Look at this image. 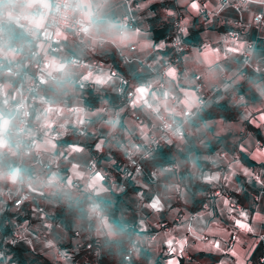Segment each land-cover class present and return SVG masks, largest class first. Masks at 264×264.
I'll return each instance as SVG.
<instances>
[{
  "label": "crops",
  "instance_id": "crops-1",
  "mask_svg": "<svg viewBox=\"0 0 264 264\" xmlns=\"http://www.w3.org/2000/svg\"><path fill=\"white\" fill-rule=\"evenodd\" d=\"M233 1L80 0L96 55L89 58L77 37L63 32L61 52L49 57L58 80L37 95L31 124L38 148L57 156L59 168L40 171L29 158L16 167L5 147L15 138L17 105L31 74L23 48L33 44L44 52L37 34L51 0H0L4 8L0 60L19 71L0 82V241L7 235L3 220L11 213V199L21 180L33 193L27 207L43 208L33 217L11 221L19 232L15 246L22 251L24 264H94L89 251L76 248L80 239L73 233L83 229L80 219L73 218L69 230L56 212L59 205H80L85 191L115 207L123 227L139 230L134 256L143 252L147 264H264V30L254 22L261 0L239 2L238 12L229 5ZM41 8L43 12H34ZM125 18L132 19L128 28L121 26ZM237 20L243 26H235ZM176 21L191 44L182 55L180 72L177 66L165 65L172 53L165 39L173 36ZM22 36L26 40L13 43ZM202 43L208 46L200 49ZM71 55L85 59L87 65H69ZM94 59L112 64L131 81L134 96L129 105L117 98L118 79L109 76L107 65H92ZM69 78L87 87L78 89ZM196 83L218 91L215 100L240 105L238 118L200 123L189 118L183 139L166 146L169 167H154L153 180L148 175L122 178L125 150L142 152L152 137L160 136L157 113L196 111ZM88 90L98 96L97 108L85 105L83 91ZM212 102L208 98L202 110ZM133 111L142 118L140 125L132 118ZM49 133H56L58 140L49 139ZM93 158L95 170L88 169ZM33 170L36 178L30 176ZM74 180L80 189L70 187ZM213 190L222 193L209 201L208 209L192 212L204 201L205 192ZM234 203L239 210L231 208ZM91 224L97 237H113L105 216ZM70 237L75 238L72 245ZM60 251L73 257H63Z\"/></svg>",
  "mask_w": 264,
  "mask_h": 264
},
{
  "label": "built area",
  "instance_id": "built-area-1",
  "mask_svg": "<svg viewBox=\"0 0 264 264\" xmlns=\"http://www.w3.org/2000/svg\"><path fill=\"white\" fill-rule=\"evenodd\" d=\"M174 1V0H160ZM245 0H234L229 5L235 11H239V2ZM80 0H51L50 8L47 12V17L44 26L38 31L37 40L42 42L45 46L44 52H40L37 49L30 51L26 59V66L31 69V74H29V80L23 88L20 101L17 105V121L13 129L14 140L7 144L5 147V153L14 157L16 159V167H21L24 161L29 158L30 165L40 171L57 170L59 168L57 156L53 153H48L40 150L38 148L39 138L32 130V108L34 103L37 101V95L40 93L41 89L48 86L50 83L58 80L57 74L51 71V61L50 55L57 54L61 52L62 47L60 45V35L63 32H70L77 37L79 43H81L89 58H93L96 55V48L88 40V31L90 30L91 24L87 22L81 13L79 8ZM227 4V2H225ZM261 11L254 17V22L259 30H264V0L260 1ZM44 9H34V12H43ZM0 18V39L3 37V28L1 25ZM132 24V19L125 18L121 22L122 28H128ZM235 26H243L240 21L234 22ZM174 34L166 40L168 45L172 49V53L168 55L165 65L175 66L179 61H181L182 55L191 49V44L186 41L183 28L180 26L179 22L173 23ZM231 34V32H229ZM208 46L207 43H202L199 48L202 49ZM253 44L249 43L248 47L252 48ZM133 49V47H131ZM17 51V48L14 47ZM68 64L74 67L85 66L87 61L75 55L69 56ZM0 61V66H2ZM92 65L103 66L107 65V70L111 78H117L118 84L116 86L115 92L120 99V102L129 105L130 100L134 96V88L131 81L125 76L121 75L119 71L109 63H105L101 60H93ZM19 74L18 68L15 65H9L3 69V75L8 77H16ZM199 79V76L196 77ZM68 82L75 85L78 89H85L87 86L79 80H74L72 78L68 79ZM195 91L198 94L197 99V109L196 111H183L180 115L167 116L164 114L157 113L158 119V131L159 137H152V139L144 145L142 152H138L136 148H127L124 154V160L121 164V177L125 180H130L133 178L141 177L143 174L148 175L152 180L155 179L156 171L154 168L144 171L142 167V162L144 160L150 159L152 153L157 149L162 148L176 143L183 139L185 136V124L189 118H195L198 111L206 105L209 95L212 91H208L204 88L202 83H196ZM6 107L8 105L6 104ZM77 109V108H75ZM132 118L137 122V124L142 123V118L133 111L131 113ZM82 134V131L78 132ZM47 137L56 142L58 140V135L56 133H49ZM169 167V166H167ZM95 170L96 159L93 158L89 161V168ZM107 173H103L102 176L106 177ZM32 178L38 176V172L33 170L30 174ZM20 190L11 199V212L16 213L15 216L7 218L5 225L9 227V234L5 235L0 242V261L7 263L9 259V248L14 246L19 238V232L16 227L11 225V221L17 220V214L21 218H24L25 213L23 210V205L30 203L33 200V193L23 188V181L20 182ZM61 186L65 184L64 181L59 183ZM71 188L80 189V184L78 181L74 180L70 183ZM220 190L207 191L204 194V201L202 202L201 210L208 209L209 201L216 195L221 194ZM89 204L87 210H89L90 222L86 223V231L90 233L93 237H97L96 228L91 224L94 220H102L104 216L102 214L101 203L95 197V194L89 191H85ZM231 208L239 210L240 207L237 204H231ZM30 212L42 213V207L29 206ZM161 224V227H164ZM133 231V238L127 245L126 252L124 254V260L130 262L134 256L139 239V230L132 226H126ZM77 235V232L74 233ZM203 240H208V237H203ZM234 240V236L229 240V245H231ZM87 248L89 245L86 246ZM167 253H171V249L166 248ZM63 257H70V254L65 251H60L59 253ZM264 261V258H262Z\"/></svg>",
  "mask_w": 264,
  "mask_h": 264
},
{
  "label": "trees",
  "instance_id": "trees-1",
  "mask_svg": "<svg viewBox=\"0 0 264 264\" xmlns=\"http://www.w3.org/2000/svg\"><path fill=\"white\" fill-rule=\"evenodd\" d=\"M3 6L0 2V18L2 20V15H3ZM2 25V21H1ZM21 35V34H19ZM159 37H155V40H158ZM26 40V37L22 36V38L15 40L13 43H19L21 41ZM34 49L33 44L29 45L28 47L23 48V52L29 55L30 51ZM27 55V56H28ZM2 66H0V82L6 80L8 76L3 75V69L7 67L8 65L3 61ZM180 63L179 61L175 66H177L176 69L180 72ZM84 94V102L87 107L90 108H97L99 103H98V96L95 94L91 93L90 90L88 91H83ZM220 94L218 91L212 92L211 95H209V98L213 99L212 104L210 107H208L205 110H202L203 107L198 111L196 114L194 121L197 123H200L202 121H206L209 119H216V118H221L223 120L227 121H233L236 120L240 114L241 111V106L236 105L232 106L228 103L227 100L224 101H217L215 100ZM118 100L120 101L119 97L117 96ZM123 104V103H122ZM169 150L166 149L165 147L157 149L154 153H152L150 159L144 160L142 162V167H144V171H148L154 167L157 166H168L171 164V160L169 159ZM93 155H95V152H92ZM96 157V156H94ZM121 164L123 163V160ZM121 174V171H120ZM146 174H143L144 176ZM121 176V175H120ZM199 186L198 184L195 185V188ZM83 201L80 205L77 207H71L69 205H59L56 209V212L59 214V217L63 220V225L65 227L69 228L71 226V221L73 218H79L83 229L80 231H75L77 232V235L74 236L79 238L80 241L78 245L76 246L77 249L83 250V251H89V260L90 262L94 264H147V256L143 253L140 252L137 257L133 256L130 262H126L124 260V254L126 252L127 245L130 243V241L133 238V231L129 228L123 227L118 219V211L115 209V207H111L109 205L104 204L101 202L97 196V200L100 201L101 203V209H102V214L107 218V221L110 222L112 232H113V237H106V236H101V237H93L88 233L85 229L86 223L90 222V215H89V210H87V206L89 204V201L87 199V195L84 193L83 196ZM31 203V201H30ZM30 203L24 204L23 205V210L25 213L24 218H21L17 214V219L22 220V219H27L30 217H33L35 214L39 213H33L30 212L29 207H27ZM201 205V204H200ZM195 206L191 208L192 212H197L201 209V206ZM7 214V213H6ZM5 214V218H10L16 215V213H8L7 215ZM3 220V228L6 231V234H9L10 229L7 228V226L4 224ZM1 242V241H0ZM16 245V244H15ZM10 246L8 254L11 255L9 257L7 263L10 262H15L16 264H24V259H23V254L22 251L16 246ZM89 245L87 248L86 246ZM135 255V254H134ZM70 257H73V254H70ZM1 263V261H0Z\"/></svg>",
  "mask_w": 264,
  "mask_h": 264
},
{
  "label": "rangeland",
  "instance_id": "rangeland-1",
  "mask_svg": "<svg viewBox=\"0 0 264 264\" xmlns=\"http://www.w3.org/2000/svg\"><path fill=\"white\" fill-rule=\"evenodd\" d=\"M71 245L74 244L75 238L70 237Z\"/></svg>",
  "mask_w": 264,
  "mask_h": 264
}]
</instances>
